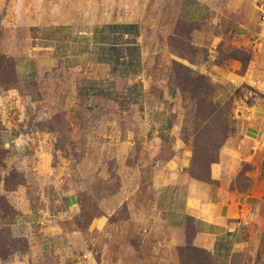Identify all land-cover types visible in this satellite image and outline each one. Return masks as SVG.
Here are the masks:
<instances>
[{"label": "rangeland", "instance_id": "rangeland-1", "mask_svg": "<svg viewBox=\"0 0 264 264\" xmlns=\"http://www.w3.org/2000/svg\"><path fill=\"white\" fill-rule=\"evenodd\" d=\"M259 18L264 0H0V264H139L140 218L185 199L155 185L171 150L153 138L176 126L191 176L219 185L211 160L264 91L210 73L258 70ZM233 264H264V230Z\"/></svg>", "mask_w": 264, "mask_h": 264}, {"label": "crops", "instance_id": "crops-1", "mask_svg": "<svg viewBox=\"0 0 264 264\" xmlns=\"http://www.w3.org/2000/svg\"><path fill=\"white\" fill-rule=\"evenodd\" d=\"M248 26L244 27L248 32L257 26L264 32V20L260 18ZM251 67L258 70L253 69L254 72L250 73L251 69H247L240 74L231 66H215L212 70L210 64L207 68H211L210 74L216 79H225L236 85L250 82L264 91V81L259 80L264 78V53L254 59ZM249 109L246 115L250 120L245 121L243 132L226 140L220 148L219 161L211 166V179L219 182L218 186L191 176L192 155L175 133L173 128L176 126L166 136L159 134L162 128L168 130L166 127L157 130L154 142L167 145L171 151L159 165L166 180L157 179L155 185L182 188L185 199L176 210L156 201L154 213L140 218L145 224L138 227L143 236L139 264H182L178 249L187 242L188 220L194 224L189 244L210 253L211 264H233L234 257L245 256L250 244L257 241L264 230V134H260V126L264 123V101L256 100ZM17 141L22 144L23 151L30 150L29 143L22 139ZM244 162L251 164L246 172L250 184L246 192L239 193V188H231L229 184L240 173ZM102 264L128 263L121 256L115 262L105 260Z\"/></svg>", "mask_w": 264, "mask_h": 264}, {"label": "trees", "instance_id": "trees-1", "mask_svg": "<svg viewBox=\"0 0 264 264\" xmlns=\"http://www.w3.org/2000/svg\"><path fill=\"white\" fill-rule=\"evenodd\" d=\"M125 27V26H124ZM125 31H127V32H129V33H131V32H134V30H133V26L132 25H128V26H126L125 28ZM228 138V137H227ZM226 138V139H227ZM224 143V142H223ZM222 147V145L220 146V148ZM220 148H219V150H217L218 152H217V154H216V156L214 157V158H212V160H211V164L212 163H215V162H218L219 161V151H220ZM193 231V230H192ZM192 234V233H191ZM190 246V249L191 250H193V251H196V252H199L200 254H206V256H204V257H202V259H200L202 262H201V264H211L212 263V261H211V257H210V253H208L206 250H203V249H200V248H197V247H195V246H192V245H189ZM182 249H183V247L181 248V247H179V254H180V258H181V261H182V264H184V256H185V253H184V251H182ZM200 256V255H199ZM204 260V261H203Z\"/></svg>", "mask_w": 264, "mask_h": 264}]
</instances>
